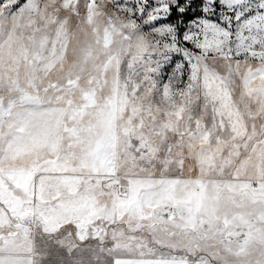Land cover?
<instances>
[{
	"label": "rangeland",
	"instance_id": "1",
	"mask_svg": "<svg viewBox=\"0 0 264 264\" xmlns=\"http://www.w3.org/2000/svg\"><path fill=\"white\" fill-rule=\"evenodd\" d=\"M261 2L227 0L232 23L194 24L199 46L180 57L139 14L152 0H0V257L18 258L7 264H254L144 192L212 179L217 220L224 192L264 191ZM173 231L177 242L161 237Z\"/></svg>",
	"mask_w": 264,
	"mask_h": 264
},
{
	"label": "trees",
	"instance_id": "2",
	"mask_svg": "<svg viewBox=\"0 0 264 264\" xmlns=\"http://www.w3.org/2000/svg\"><path fill=\"white\" fill-rule=\"evenodd\" d=\"M213 182L205 178L190 179L179 189L178 177H164L155 187L144 192V200L166 216L187 222L190 227L185 228L194 233H202L212 226V233L230 245L232 259L264 264V191L244 186L240 191L224 192L226 201L217 211L218 219L213 221L207 211V199H210ZM202 190L205 193H201ZM80 221H84L79 224L83 227L78 228L77 234L81 238H90L92 227L86 224V219ZM177 234L179 236L177 231H173L171 235L167 232V236H160L171 240L176 239ZM207 264L214 263L208 259Z\"/></svg>",
	"mask_w": 264,
	"mask_h": 264
},
{
	"label": "snow or ice",
	"instance_id": "3",
	"mask_svg": "<svg viewBox=\"0 0 264 264\" xmlns=\"http://www.w3.org/2000/svg\"><path fill=\"white\" fill-rule=\"evenodd\" d=\"M145 6L147 0H144ZM230 5L227 0H152V6L145 11L138 8L139 14L148 18L150 26L162 33H166L169 43L164 47L180 57H186L188 50L185 45L199 46L198 37L191 31L194 24L200 25L199 32H206L211 23L213 27L218 24L232 23V17L224 18L225 10ZM257 11L264 13V2L259 3ZM216 17L218 20H213ZM264 18V17H262ZM235 19L239 21V17Z\"/></svg>",
	"mask_w": 264,
	"mask_h": 264
},
{
	"label": "crops",
	"instance_id": "4",
	"mask_svg": "<svg viewBox=\"0 0 264 264\" xmlns=\"http://www.w3.org/2000/svg\"><path fill=\"white\" fill-rule=\"evenodd\" d=\"M15 258V257H13ZM13 258H3V257H0V264H7L8 261H12ZM15 259H18V258H15ZM12 264V263H10ZM17 264H30V261L28 259L24 260L23 261V258H21V261L18 262Z\"/></svg>",
	"mask_w": 264,
	"mask_h": 264
}]
</instances>
